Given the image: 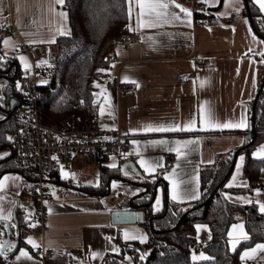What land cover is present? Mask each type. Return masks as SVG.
Here are the masks:
<instances>
[{
	"label": "crops",
	"instance_id": "1",
	"mask_svg": "<svg viewBox=\"0 0 264 264\" xmlns=\"http://www.w3.org/2000/svg\"><path fill=\"white\" fill-rule=\"evenodd\" d=\"M176 2L192 11L191 25L181 13L179 20L161 21L154 27H138V9L133 3L132 18L129 19L134 29L129 30L132 40L127 46L115 44L110 49L109 64L96 81L101 87L95 84V100L98 102L96 125L107 130L119 128L130 144L129 154L122 165L129 166L126 170L131 175L122 174L124 179L128 178L134 183L114 178L109 182V195L116 196L123 188H132L137 194L136 190L142 188L138 180L160 176L155 198L161 199L160 209L165 204V196L171 199L173 181L177 182L181 191H191L198 180L201 193L200 169L213 163L217 155L244 144L245 132L250 127L252 103L264 76V57L261 56L264 43H260L264 37L255 30L251 17L243 13L245 0H240V3L235 0H209L207 4L203 0ZM195 6L196 11L204 13L201 17L208 20L206 25L194 24ZM236 7H241V10L237 12ZM60 11L68 13L56 0H0L1 49L6 55L17 57L22 72L31 71V67L24 69L18 57L24 56L30 63L29 57L16 55V48L21 45H42L47 55L51 50L53 54L58 36L63 35L58 29H70L71 33L69 14L65 20L58 15ZM7 27H12L18 33L14 35ZM253 33L258 37L255 41ZM4 38H11L14 47L5 48ZM200 58L206 60L202 67L197 63ZM113 80L124 82L128 87L123 91L111 89L108 83ZM202 81L205 83L202 84ZM101 108L104 109L103 114ZM242 115L247 121V128L217 127L230 121L237 122ZM149 125L188 127L186 130L167 132L143 131ZM132 129L137 131L133 132ZM160 140L167 143H151ZM133 141L139 143L133 144ZM177 141L192 143L178 145ZM177 147L184 155L170 150ZM141 158L162 166L157 167L154 173H146L139 163ZM71 162L72 165H83L88 160L82 155H74ZM60 166L62 168L61 163ZM96 168L99 169L96 181H100L101 167ZM5 174H10V178L0 190V197H3L0 207L4 215L11 212L12 219L0 220L5 224V229L0 233V243L10 241L15 247L6 246L8 255L7 258L0 256V264L7 260L14 264H102L108 253H117L111 251L112 246L121 251L120 243L115 238L120 236L125 240V229L129 230L130 235H147L149 239V232L142 224L144 212L141 220L133 221L132 214L123 213L115 214L113 219V213L117 211L139 209L131 208L122 201L113 206L108 200L109 195L82 189L84 185H97V182L91 183L89 177L81 176L82 173L78 180L74 176L71 188L62 185L54 187L47 228L43 235L30 236L38 247L56 249L54 256L42 259L34 253L36 247L27 243V239H20L17 228L19 216L24 225L34 224L33 200L27 191L29 178L17 169L6 170L0 177ZM262 174V184L253 188L249 196L251 201H256L253 191L264 188V169ZM15 176L21 179H14ZM113 181L117 182L115 188L112 187ZM238 224H243L247 232L242 219L231 225L228 231L234 233L233 237L228 236L231 249V240L236 239L238 231L232 226ZM210 237L211 232L204 242ZM256 244L245 247L241 254ZM19 249H26L31 259L21 257L18 261L16 256ZM93 252L101 255L93 258ZM243 264H264V251L258 252L253 259L243 260Z\"/></svg>",
	"mask_w": 264,
	"mask_h": 264
},
{
	"label": "trees",
	"instance_id": "2",
	"mask_svg": "<svg viewBox=\"0 0 264 264\" xmlns=\"http://www.w3.org/2000/svg\"><path fill=\"white\" fill-rule=\"evenodd\" d=\"M245 4L243 13L251 17L255 30L264 37V14L253 0H245ZM62 6L68 11L71 33L57 38L54 53L47 61L52 70L50 78L39 86V104L45 123L77 128L96 124L95 84L102 72L98 69H105L109 64L108 53L117 39L130 34L128 0H65ZM196 14L198 17L204 15L201 11ZM2 50L0 44V55L4 56L0 61L3 65L0 66V97L3 98L0 110L12 112L24 97L16 86L23 70L15 55H6ZM13 101L14 107H11ZM249 124L242 146L217 155L213 163L200 169L199 199L178 203L165 196L163 208L155 211V191L157 183L161 182L160 176L138 180L142 188L132 198V203L128 200L126 204L144 211L142 224L149 232V239L141 243L117 236L115 239L120 243L121 251L108 253L106 264H119L127 257L131 259L126 264H243L240 259L242 250L258 242L264 243V213L259 211L256 202H236L225 193L253 190L251 186L227 185L240 154L245 155L244 176L251 182L262 184L264 159L254 158L253 153L264 142V76L252 103ZM15 131L16 122L12 116L0 121V150L10 145L7 137H13ZM9 169H17L27 178H33L28 168L14 164L9 157L0 158V176ZM120 177L124 178L122 165L118 168L101 167L98 186L84 185L81 188L105 192L109 182ZM145 185L149 186L147 192ZM240 219L244 221L250 238L241 241L234 251L229 245L228 231ZM18 221L19 230L29 227L22 223L20 216ZM199 223H206L210 228L211 237L202 250L212 259L194 262L192 250L198 243L196 225ZM3 229L5 224L0 222V233ZM141 254H144L143 260Z\"/></svg>",
	"mask_w": 264,
	"mask_h": 264
},
{
	"label": "built area",
	"instance_id": "3",
	"mask_svg": "<svg viewBox=\"0 0 264 264\" xmlns=\"http://www.w3.org/2000/svg\"><path fill=\"white\" fill-rule=\"evenodd\" d=\"M199 6V5H197ZM193 8L196 14V7ZM205 17L195 15V25H206ZM7 30L14 35L18 33L12 27ZM132 40L131 34L123 35L117 39V44L127 46ZM16 55H27L31 71L22 72L18 77L20 89L24 93L22 101L12 111L16 122V132L10 145L0 150V154L9 153L7 156L16 165L24 166L32 172L33 178L28 179V194L33 200L34 226L21 229L20 239L30 236L43 235L48 222L49 206L54 201L53 189L55 186L71 188L74 184L73 165L71 158L74 155L84 156L89 163L97 167H109L115 164L118 168L130 151V144L118 129L107 130L96 124L80 127L68 124H47L42 119L40 110L39 86L40 76L43 73L44 61L47 51L42 45H21L16 48ZM198 66L206 64L204 58L197 61ZM109 88L123 91L128 86L119 80L108 83ZM62 164V168L60 166ZM63 173V174H62ZM68 174V175H64ZM260 182H251L252 188ZM46 202V203H45ZM204 244L196 243L193 249L200 250ZM34 253L42 259H48L56 253V249L45 246L36 247ZM3 264H14L4 261Z\"/></svg>",
	"mask_w": 264,
	"mask_h": 264
},
{
	"label": "snow or ice",
	"instance_id": "4",
	"mask_svg": "<svg viewBox=\"0 0 264 264\" xmlns=\"http://www.w3.org/2000/svg\"><path fill=\"white\" fill-rule=\"evenodd\" d=\"M203 2L205 4H207L209 2V0H203ZM236 3H240V0H235ZM56 3L59 5H64L65 0H56ZM133 3L136 5L138 11L136 13L137 15V26L138 27H154L156 26L157 23L161 22V21H168L169 19L171 20H179L181 19V13L183 14V19L189 24L191 25V17H192V11L187 8L184 7L182 5H180L179 3L176 2V0H128V14H129V19L132 18V5ZM255 3L259 6V10L261 12H264V0H255ZM242 7V5H241ZM241 7H236L235 10L237 12H239L241 10ZM172 9H178L179 11H173ZM58 15L60 17H62L63 19H67L68 17V13L64 12V11H60L58 13ZM223 15V14H221ZM129 30H134L131 27V24L128 25ZM225 27H229L227 25H225ZM233 30H234V26ZM58 31L61 32V34L64 35H70V29L69 30H65L63 28L58 29ZM258 37H256V35L253 33V40H257ZM32 42V41H30ZM260 43H264V40H261ZM3 44L5 46V48H8L10 46L14 47V45L11 43V38H4L3 39ZM261 56H264V52L261 53ZM18 59L24 64L25 69H28L31 67V65L28 63L27 58L24 56H20L18 57ZM3 60V57H0V61ZM264 62V61H262ZM38 63H42V64H46L47 61H40ZM0 66H3L2 64H0ZM98 71H105V69H98ZM125 79H128L127 77H125ZM135 82V81H133ZM40 83H47V81H40ZM205 83V81H202V84ZM17 88L20 89V83L17 82L16 84ZM97 87H101L99 84H96ZM137 87H139V84L137 83ZM96 95V94H94ZM3 98L0 97V102H2ZM104 109L101 108V114H103ZM0 119H4V117H0ZM188 126H185V128H180L179 125H174V126H146L143 131L145 132H167V131H176V130H186ZM217 127H221V128H247L248 124L246 119L244 118V116H241V119L237 122H228L225 123L223 125H217ZM131 131L135 132L137 131V129H132ZM7 139L9 141L13 140V137L8 136ZM133 144H137L139 143L138 141H133ZM151 143L153 144H164L167 143V141L164 140H160V141H152ZM178 145L180 144H190L192 143V141H177L176 142ZM170 150H174L178 153V155H184V153L180 152V148L177 147L175 149H170ZM9 155V153L5 152L3 154H0V158H2V156H7ZM253 157L254 158H260V159H264V145L260 146V148L255 151L253 153ZM245 162V156L244 155H240L239 156V162L236 164V173H239L241 170L242 165ZM141 167L144 169V171L146 173H154L157 167H161L162 165L159 163L153 164L150 161L145 160L144 158H141L139 161ZM109 167H113L115 168L116 165L112 164L109 165ZM127 167H129L128 165L125 166V172L124 175L125 176H129L131 175V173H129L126 169ZM134 167V166H133ZM63 174V173H62ZM64 175H68V174H64ZM70 175H72L73 177L75 176L74 173H71ZM137 175H139V173H137ZM10 178V174H5L3 177H0V190H2L5 187V181L9 180ZM16 180L21 179V177L19 176H15L13 177ZM232 180L235 181L236 180V176L233 175ZM99 184V181L97 180V186ZM117 186V182L113 181L112 183V187L115 188ZM229 187L233 186L232 182L229 183L228 185ZM199 182L197 180L196 182V186L191 190V191H181L177 182L173 181L172 182V191H171V199L173 201H176L178 203H183L186 200H196L199 199L200 197V193H199ZM137 192L140 191V189L136 190ZM257 193H259V189L256 190ZM225 196H228V193H225ZM238 199H242L244 200L245 203H252L251 200L244 198V197H238ZM0 200H3V197H0ZM46 203V202H45ZM259 205V211L261 213H264V203H261L259 201L256 202ZM161 208V199L158 197L155 200L154 203V210L155 211H159ZM181 210H185V209H181ZM49 212H51V208H49ZM12 219V213L8 212L7 215H4V211L3 208L0 207V220H4V221H8ZM34 226V225H32ZM206 225H196L197 231H199L202 228H206ZM232 228L234 230H238L236 231V239L231 240V245H232V249L235 251L237 244H239L241 242V240H247L249 239V235L248 233L244 230V225L243 224H238V225H233ZM233 232L230 231L228 233L229 237H233ZM108 239H111V237H108ZM124 239L128 240V239H134V240H139L141 243L145 242L147 240V235H130L129 234V230L125 229L124 230ZM27 243L33 245V247H38V245L36 244V242L34 241L33 238L28 237L27 238ZM9 247H15V245L11 244L10 241H5L4 243H0V256H4L5 258H7V251L5 250V248ZM111 251L113 252H119V248L116 246H112ZM260 251H264V243H257L254 247L251 248H246L244 250V252L241 254L240 259L241 260H245V259H253L255 258L256 254ZM101 253L99 252H93L92 253V257H98L100 256ZM21 257H26L31 259L30 253L26 250V249H19V255L16 256V259L19 261L21 259ZM128 259H131V257H127ZM142 260L145 258L144 254H141L140 257ZM197 259H202V260H208V259H212L211 257H207L205 255V253L200 252L198 255L193 252L192 255V260L195 262Z\"/></svg>",
	"mask_w": 264,
	"mask_h": 264
},
{
	"label": "rangeland",
	"instance_id": "5",
	"mask_svg": "<svg viewBox=\"0 0 264 264\" xmlns=\"http://www.w3.org/2000/svg\"><path fill=\"white\" fill-rule=\"evenodd\" d=\"M52 52H53V50L49 51V53H48L46 58L50 57ZM0 57H3V59H4L3 55H0ZM45 60L47 61L48 59H45ZM23 68L25 69L24 65H23ZM51 71L52 70H51L49 64L48 63L44 64L43 71H42L43 73H41V76H40V81H48L49 78H50V75H51ZM43 84H45V83H43ZM0 117H4V119H5L7 117V113L5 111L0 110ZM1 120H3V119H0V121ZM14 135H15V133L13 134V137H14ZM262 145H264V142L260 146H262ZM260 146L257 147V149L255 151H257L260 148ZM240 155H244V154H240ZM239 156L237 158L236 164L239 162ZM243 166H245V165L243 164L242 167H241L240 172L236 173V165H235L234 171H233L231 177L229 178V180L227 181V185H229V183L232 182V185L234 187L235 186L236 187H249L250 186V180L247 179L244 176V174H243ZM73 167H74V170H73L74 172L73 173L75 174L76 180H78L79 177L84 176V177H87V178L89 177L88 180L91 183H96L97 182L96 179L98 178V175H99L98 174V170L99 169L96 168L95 165H93V164H91L89 162H85L83 165H73ZM233 175L236 176V180L235 181L232 180ZM124 181H126L127 183H132V184L134 183L132 180H129L128 178L124 179ZM256 190L257 189H255V191H253V198L256 200L254 202H257V201H259L261 203L264 202V188H260L259 189V193H257ZM135 194L136 193L134 192V189H132V188H125L124 189L123 188V189L120 190V194H117L116 196L109 195V198H108V196H103V198H108V200L111 203V205L117 206L118 204H120L121 201L123 203H127L128 200L131 202L132 198H135ZM250 194H252V191L239 192V193L231 192V193H229L228 197L231 200H233V201L241 202V203L243 202L244 203V200L238 199V197H244V198L249 199ZM132 195H134V196H132ZM199 224L207 226L206 228H202L199 231H197V236H196L197 237V242L205 244L204 241L206 240L205 238L208 237V235L210 234V228H209V226L206 223H199ZM192 251L195 252L197 255L200 252L205 253L204 250H202V249H200V250L193 249ZM192 255H193V253H192ZM205 255L207 256V253H205ZM197 260H200V259H197ZM128 261H129V259L126 258L125 261H121L119 264H126ZM102 264H106L105 259H104Z\"/></svg>",
	"mask_w": 264,
	"mask_h": 264
},
{
	"label": "water",
	"instance_id": "6",
	"mask_svg": "<svg viewBox=\"0 0 264 264\" xmlns=\"http://www.w3.org/2000/svg\"><path fill=\"white\" fill-rule=\"evenodd\" d=\"M253 26H254V24H252ZM16 76V75H15ZM14 103H15V101H13V103L11 104V107H14ZM256 107L254 106L253 107V117H255V109ZM7 113V117L5 118V119H3V121H6L8 118H10L11 116H12V112L11 111H9V112H6ZM253 131L255 132V129H253ZM240 150H238V152H239ZM125 166H126V164H124V165H122V172L124 173L125 172ZM137 173H139V171L137 170ZM120 178H122V177H120ZM122 179H124V178H122ZM146 186V190H145V192H147L148 191V187L149 186H147V185H145ZM108 188H109V190H108V192L107 193H104V194H102V195H109L110 194V184L108 185ZM155 193H156V191H155ZM138 194H136L135 196H137ZM131 203H132V201H131ZM143 210H141V209H139V211H135V210H133V211H124V212H119V211H117V212H115V213H113V219H114V217H115V214H132L133 216H134V218H133V221H135V220H141L142 218H143ZM17 228L19 229V226H18V224H17Z\"/></svg>",
	"mask_w": 264,
	"mask_h": 264
},
{
	"label": "flooded vegetation",
	"instance_id": "7",
	"mask_svg": "<svg viewBox=\"0 0 264 264\" xmlns=\"http://www.w3.org/2000/svg\"><path fill=\"white\" fill-rule=\"evenodd\" d=\"M109 185V184H108ZM108 190H109V188L107 189V191H105V192H101V193H99V194H104V193H107L108 192Z\"/></svg>",
	"mask_w": 264,
	"mask_h": 264
}]
</instances>
